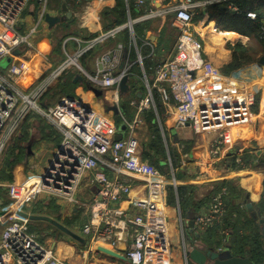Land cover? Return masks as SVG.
Returning <instances> with one entry per match:
<instances>
[{
  "label": "crops",
  "instance_id": "crops-1",
  "mask_svg": "<svg viewBox=\"0 0 264 264\" xmlns=\"http://www.w3.org/2000/svg\"><path fill=\"white\" fill-rule=\"evenodd\" d=\"M167 1L145 0V4L140 6L137 0H48L46 5L32 0L17 25L19 32L29 35L33 44L31 47L22 45L18 49L20 59L31 64L29 77L23 79L20 88L26 94L34 92L36 95L31 96L33 107L12 134L5 150L16 137H24V146L34 130L37 129L38 134L32 153L27 145L24 146L27 154L14 167L13 179L0 180V210L18 208L29 214L47 215L80 236L81 239H77L46 220L30 219V228L37 234L38 240L50 248L64 264H130L128 259L102 252L99 246L126 255L131 244L127 234L133 228L131 225L126 228L127 234L122 233L123 238L115 245L112 244V238L101 236L92 241L90 235L84 234L83 228L89 220L88 207L97 192L96 186L87 183L88 177L84 179L77 194L88 204L87 207L66 204L56 199L45 200L42 195L26 188L27 185H36L60 146L63 134L46 117L44 111L63 98L73 97L77 100V105L90 107L98 114L97 127L109 134L114 141H124L131 136L138 139L140 146L127 172L116 173L107 163L103 164V168L110 177L121 176L131 182V194L120 200L118 205L132 216L145 212L144 208L135 206L133 200L148 202L152 223L163 228L169 235L170 255L164 258L160 255L155 259L159 264H189L185 246L206 244L199 227L196 223L191 227L189 221L193 218L195 222L197 215L206 212L207 206H201L196 211L193 205L201 204L217 181L226 180L237 188L235 193L231 192L232 203L242 206L246 213L249 214L245 205L247 197L261 205L264 212V64L260 62L264 48L256 38L234 30L220 29L216 17L209 19L210 11L206 7L195 11L189 26L197 40V44L192 47L191 69L196 79L191 92L196 95L197 102L207 104L227 100L243 89L254 92L256 98L252 122L224 130L225 144L216 168L209 169V162L214 158L212 146L219 131L196 133L189 124L177 126L179 109L174 99L167 103L162 101L159 108L155 104L151 108L139 110V103L146 96L148 84L153 82L155 68L177 50L179 31L173 25V16L179 0L173 3ZM63 5L68 7V11L63 10ZM47 11L54 15L66 16L67 12L72 15L66 21L50 25L45 19ZM119 26L123 28L114 35H109ZM238 42L250 46L256 60L241 69L226 73L225 69L233 58L232 46ZM120 44L121 56L116 71L127 69L129 90L122 92L119 87L97 86L103 94L96 97L88 90V75L97 70L104 58H112L114 50ZM38 51L43 55L38 54ZM71 56L77 59L71 61ZM6 67L7 65L0 66L4 78H7ZM48 91L55 94V101L51 105L43 101ZM29 114L32 117L27 122L29 128L24 135L23 126ZM130 124H134V127L131 128ZM155 131L163 138L166 160L169 162L167 167L163 166L164 163H155L153 156L144 157V151L149 154L155 152L151 147L157 133ZM170 148L175 149L178 155L176 168L172 165ZM41 153L46 155L45 163L42 166H30L32 161L29 159L32 155L35 157ZM23 162H27L25 167L20 165ZM142 163L157 168L163 180H150L144 176L140 172ZM203 163L205 165L202 166ZM3 165L4 159L0 161V171ZM26 168L29 169L26 171ZM201 168L208 171L207 177L210 178L200 175ZM15 182L22 185L17 191L12 187ZM188 184L195 186V192L192 206L188 205V211L182 213L177 187ZM171 187L175 189L174 198ZM15 217L17 216L14 214L0 217V237L5 226ZM38 225L42 227V231H37ZM255 225L258 227L256 221ZM228 232L230 234V230ZM157 245L154 239L153 249L157 250ZM249 249L250 247L246 254H250ZM159 252L161 253L160 249Z\"/></svg>",
  "mask_w": 264,
  "mask_h": 264
},
{
  "label": "built area",
  "instance_id": "built-area-1",
  "mask_svg": "<svg viewBox=\"0 0 264 264\" xmlns=\"http://www.w3.org/2000/svg\"><path fill=\"white\" fill-rule=\"evenodd\" d=\"M30 1L32 0H0V62L11 58L5 69L7 78L0 72V155L33 107L31 96L36 95L34 92L26 94L21 90L23 79L29 77L31 64L24 63L19 55L14 54L22 45L33 46L29 35L22 34L17 29V24ZM37 1L46 5L48 0ZM232 1H178L173 16V25L179 31L176 53L157 65L153 82L148 84L146 96L139 103L140 111L154 106L156 90L165 103L172 99L177 102V126L189 124L196 133L219 131L220 134L212 146L214 158L209 162V169L216 168L224 148V130L252 122L256 98L254 92L243 89L227 100L207 104L197 102L196 95L191 92V86L196 81L191 70L192 47L197 44V40L190 32L189 26L195 11L210 4L227 2L230 10L239 11V7ZM137 3L142 6L145 0H137ZM43 14L44 12L42 17ZM247 17L255 19L257 12L249 10ZM122 28H115L109 35H114ZM121 49L120 44L114 50L112 58H104L97 70L88 75L90 83L104 88L119 87L121 79L128 74L127 69L116 71ZM38 54L43 55L41 51H38ZM75 59L77 58L70 57L71 61ZM76 101L73 97L63 98L44 111L46 117L61 130L63 137L39 181L34 186L27 185L26 188L42 195L45 200L56 199L66 204L87 207L88 204L77 194L84 179L88 177L87 183L96 186L97 192L88 207L89 220L83 228L84 234L90 235L92 241L101 236L112 238V244L115 245L127 234L126 228L131 225L133 229L127 234L131 244L126 252L130 264H159L155 259L160 255L161 258L170 255L169 235L163 228L160 229L152 223L148 202L133 200V204L144 208L145 212L132 216L118 205L120 200L131 194V182L121 176L110 177L103 168V164L107 163L117 171L116 173L127 172L140 146L138 139L131 136L124 141H114L109 134L97 127L98 114L88 106L77 105ZM129 126L132 128L134 124ZM140 170L150 180H163L160 171L146 163H142ZM207 174L208 171L201 168L200 175L210 178ZM12 187L17 191L22 185L15 182ZM227 192V188L223 187L213 197L207 211L197 215L195 223L199 229L204 230L210 225L222 222L226 213ZM14 215L17 217L8 222L0 237V264H64L50 248L38 240L37 234L30 228L28 217ZM223 232L226 234L224 240L227 241L229 232ZM154 239L159 245L157 250L153 249ZM159 249L161 253H158Z\"/></svg>",
  "mask_w": 264,
  "mask_h": 264
},
{
  "label": "trees",
  "instance_id": "trees-1",
  "mask_svg": "<svg viewBox=\"0 0 264 264\" xmlns=\"http://www.w3.org/2000/svg\"><path fill=\"white\" fill-rule=\"evenodd\" d=\"M173 1H167L173 3ZM178 1V0H177ZM234 4L239 7V11H232L228 7L227 2H220L208 5L206 8L209 10L210 20L216 17L218 27L224 30H234L242 35L256 38L262 47L264 48V0H233ZM249 10H255L257 12V18L251 19L247 17ZM204 11V10H200ZM233 58L225 71L229 73V70H238L243 68L246 64L256 60L253 49L238 42L232 46ZM67 84V82H66ZM155 102L157 107L161 106L162 100L159 94L154 90ZM32 116L29 114L23 127V134L26 135V131L29 128L28 120ZM152 140L151 147L155 149L154 154H149L144 151V157H152L155 163H164L163 166L167 167L169 162L166 160V147L161 134L158 131ZM24 138V137H23ZM23 138L16 137L13 144L10 146L4 157V165L0 171V180L11 181L13 179V169L20 163L27 154L25 147L23 146ZM172 165L176 168L177 165V152L174 149H169ZM162 166V169H163ZM229 166L234 167L233 164ZM166 169V168H165ZM164 169V170H165ZM213 189L205 198L201 204H194L193 207L196 211L201 206L208 208L213 197L220 192L223 187H226L228 192L225 196L226 199V213L222 218V222L215 223L208 226L206 229L201 230V236L206 244L219 249L221 247L228 248L233 255L244 256L248 247L249 255L254 262H261L264 260V237L259 231V228L255 225L253 218L246 213V210L238 205L232 203V195L236 192L237 188H234L226 180L217 181L213 183ZM1 189V188H0ZM172 189V198L176 196L175 189ZM233 193L231 194V192ZM195 192L194 185H181L177 187V194L182 213H185L188 205L192 206L193 194ZM175 194V195H174ZM206 208V211H207ZM231 208V209H230ZM224 230H230L227 241L224 240ZM223 247V248H224ZM191 264V263H190ZM193 264V263H192Z\"/></svg>",
  "mask_w": 264,
  "mask_h": 264
},
{
  "label": "water",
  "instance_id": "water-1",
  "mask_svg": "<svg viewBox=\"0 0 264 264\" xmlns=\"http://www.w3.org/2000/svg\"><path fill=\"white\" fill-rule=\"evenodd\" d=\"M63 10L68 11V7L66 5L62 6ZM71 12H67L66 16H63L61 14L54 15L51 12L45 13V19L49 22L50 25H54L57 22L66 21L67 17L71 16ZM14 54L19 55L20 51L16 50ZM11 61V58H7L5 60V64L7 65ZM260 62L264 64V55L261 57ZM5 65V66H6ZM80 79H82L81 76H79ZM88 90L93 93L96 97H101L103 92L100 90L97 86L91 84L90 82L87 84ZM119 88L122 92H126L129 90V75L126 74L119 83ZM243 136V135H242ZM36 141V138L31 137L27 147L32 153V144ZM236 143H239L238 141ZM21 166L25 167L27 165V162H23L20 164ZM250 198L247 197L245 200V205L247 210L249 211L250 216L257 222L259 231L262 233L264 237V212L261 208V205L258 203H254L253 201L249 200ZM7 214H18L24 217H28L31 220H46L56 227H58L63 232H66L67 234L77 238L81 239L80 236L75 234L72 230H70L68 227L63 225L61 222L47 216V215H36V214H29L27 212H24L19 209H6V210H0V217L5 216ZM190 217V216H189ZM189 225L191 227L195 226V222L192 219L189 221ZM99 250L102 252L109 254L114 257H118L124 260H127V257L125 254H122L120 252H117L113 249L99 246ZM185 255L188 263L193 264H264V260L261 262H254L249 254H246L244 256L239 255H233L228 248L223 249H215L207 244L202 246H191L186 247L185 246Z\"/></svg>",
  "mask_w": 264,
  "mask_h": 264
},
{
  "label": "rangeland",
  "instance_id": "rangeland-1",
  "mask_svg": "<svg viewBox=\"0 0 264 264\" xmlns=\"http://www.w3.org/2000/svg\"><path fill=\"white\" fill-rule=\"evenodd\" d=\"M18 25V24H17ZM6 64H5V60H3V61H1L0 62V66L1 67H3V66H5ZM32 87V86H31ZM49 92V91H48ZM54 92H49V93H47L46 94V98L43 100V101H45L46 102V104H52L55 100H54ZM43 101H41V102H43ZM36 134H38V130L36 129V130H34L33 131V135H32V137H34V138H36L37 136H36ZM15 141V140H14ZM13 139L11 140V142L9 143V145H8V147L6 148V150H5V152H4V154L2 155V156H0V161H2L3 159H4V157H5V154H6V152L8 151V149L10 148V146L13 144ZM28 144V142H26L25 144H24V146H26ZM34 144V143H33ZM33 144H32V146H33ZM34 149L36 150V146H34ZM30 159H32V160H30ZM29 159V161H32V164L30 163V166H32L33 164H35V165H37V164H39L40 166H42L44 163H45V160H46V155L45 154H43V153H41V155L40 154H37L35 157H33V155H32V157ZM18 167V166H17ZM22 168V167H21ZM31 168V167H30ZM29 168H26V171L28 170ZM17 171H18V169H17ZM23 172V171H22ZM20 176H21V174H19ZM38 230H41L42 231V227L40 226V225H38V227H37V231ZM227 239H228V237H227Z\"/></svg>",
  "mask_w": 264,
  "mask_h": 264
},
{
  "label": "bare ground",
  "instance_id": "bare-ground-1",
  "mask_svg": "<svg viewBox=\"0 0 264 264\" xmlns=\"http://www.w3.org/2000/svg\"><path fill=\"white\" fill-rule=\"evenodd\" d=\"M98 242V241H97ZM96 243V242H95Z\"/></svg>",
  "mask_w": 264,
  "mask_h": 264
}]
</instances>
